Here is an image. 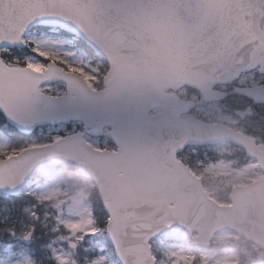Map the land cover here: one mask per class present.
Returning a JSON list of instances; mask_svg holds the SVG:
<instances>
[{"label":"snow or ice","instance_id":"1","mask_svg":"<svg viewBox=\"0 0 264 264\" xmlns=\"http://www.w3.org/2000/svg\"><path fill=\"white\" fill-rule=\"evenodd\" d=\"M0 264H264V0H0Z\"/></svg>","mask_w":264,"mask_h":264}]
</instances>
